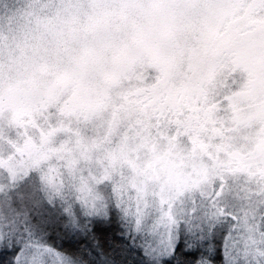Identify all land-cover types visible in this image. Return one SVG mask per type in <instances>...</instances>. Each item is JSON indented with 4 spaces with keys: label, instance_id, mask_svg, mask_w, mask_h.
<instances>
[{
    "label": "snow or ice",
    "instance_id": "6c2138e0",
    "mask_svg": "<svg viewBox=\"0 0 264 264\" xmlns=\"http://www.w3.org/2000/svg\"><path fill=\"white\" fill-rule=\"evenodd\" d=\"M0 264H264V0H0Z\"/></svg>",
    "mask_w": 264,
    "mask_h": 264
}]
</instances>
